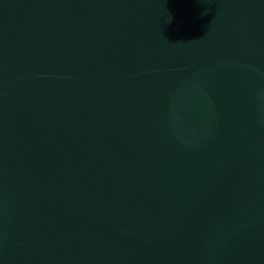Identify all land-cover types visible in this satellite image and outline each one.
<instances>
[{"label":"water","instance_id":"95a60500","mask_svg":"<svg viewBox=\"0 0 264 264\" xmlns=\"http://www.w3.org/2000/svg\"><path fill=\"white\" fill-rule=\"evenodd\" d=\"M0 264H264V0H0Z\"/></svg>","mask_w":264,"mask_h":264}]
</instances>
